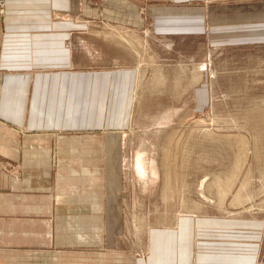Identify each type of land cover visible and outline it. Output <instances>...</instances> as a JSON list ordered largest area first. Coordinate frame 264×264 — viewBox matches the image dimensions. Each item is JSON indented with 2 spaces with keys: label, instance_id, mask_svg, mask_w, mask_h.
Masks as SVG:
<instances>
[{
  "label": "crops",
  "instance_id": "obj_1",
  "mask_svg": "<svg viewBox=\"0 0 264 264\" xmlns=\"http://www.w3.org/2000/svg\"><path fill=\"white\" fill-rule=\"evenodd\" d=\"M191 1L195 8L179 7ZM203 1L0 0V264H208L218 258L220 250L204 243L216 235H203L223 229L217 220L180 217L174 226L141 232L128 219L129 209L138 208L133 184L140 180L141 153L137 148L129 168L127 144L139 75L77 70L72 54L73 37L94 23L151 31L149 25L171 27L172 16L182 29L216 38L224 23L232 47L264 48V0H226L227 6L208 9ZM192 9L194 25L188 23ZM260 242V236L240 241L241 264H257ZM227 249V264H235V239Z\"/></svg>",
  "mask_w": 264,
  "mask_h": 264
},
{
  "label": "rangeland",
  "instance_id": "obj_2",
  "mask_svg": "<svg viewBox=\"0 0 264 264\" xmlns=\"http://www.w3.org/2000/svg\"><path fill=\"white\" fill-rule=\"evenodd\" d=\"M223 1L202 3L208 9L227 6ZM188 12L194 25L195 9ZM178 21L172 16L171 27L139 32L94 23L73 37L77 70L132 69L139 75L127 144L129 168L137 148L141 153L140 180L133 184L138 208L129 209L128 219L141 232L174 226L180 217L217 220L223 229L203 233L216 235L217 242L210 236L204 243L220 250L208 264H227L234 239L235 264H241L245 236L261 237L256 263L264 264V48L232 47L224 23L217 39L182 29ZM139 255L147 257L143 242Z\"/></svg>",
  "mask_w": 264,
  "mask_h": 264
},
{
  "label": "built area",
  "instance_id": "obj_3",
  "mask_svg": "<svg viewBox=\"0 0 264 264\" xmlns=\"http://www.w3.org/2000/svg\"><path fill=\"white\" fill-rule=\"evenodd\" d=\"M2 11V10H1Z\"/></svg>",
  "mask_w": 264,
  "mask_h": 264
}]
</instances>
